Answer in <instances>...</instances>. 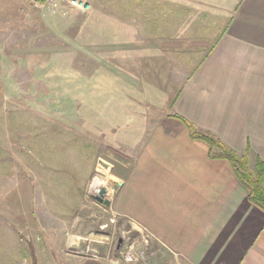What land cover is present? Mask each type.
<instances>
[{
	"label": "crops",
	"instance_id": "0c3cea01",
	"mask_svg": "<svg viewBox=\"0 0 264 264\" xmlns=\"http://www.w3.org/2000/svg\"><path fill=\"white\" fill-rule=\"evenodd\" d=\"M126 5V28L137 41L127 42L142 47L143 68L158 84L167 69L180 81L171 112L150 126L135 158L112 165L106 177L123 182L111 199L114 216L169 252L174 264H264V211L229 162L211 159L208 145L174 116L264 160V0ZM113 35L123 37L122 28ZM50 166L45 174L54 185L62 173ZM23 178L14 171V187L0 189V264H116L100 246L99 257L80 253L86 226L75 215L86 193L79 184L90 177H64L77 201L55 207L35 205Z\"/></svg>",
	"mask_w": 264,
	"mask_h": 264
},
{
	"label": "rangeland",
	"instance_id": "374dc122",
	"mask_svg": "<svg viewBox=\"0 0 264 264\" xmlns=\"http://www.w3.org/2000/svg\"><path fill=\"white\" fill-rule=\"evenodd\" d=\"M84 1L90 10L67 1L51 10L34 0H0V189L14 187L15 171L23 189H33L35 205L74 206L76 190L64 177H90L79 184L86 193L75 215L86 226L80 253L99 257L100 246L108 259L137 255L119 264H174L169 252L93 196L106 187L112 199L116 183L106 178L112 165L133 160L150 126L171 112L180 78L167 69L158 84L155 72L143 68L142 47L127 42L137 41L126 28V0ZM116 28L123 37L113 35ZM49 165L62 173L54 185L45 174Z\"/></svg>",
	"mask_w": 264,
	"mask_h": 264
},
{
	"label": "trees",
	"instance_id": "16d2710c",
	"mask_svg": "<svg viewBox=\"0 0 264 264\" xmlns=\"http://www.w3.org/2000/svg\"><path fill=\"white\" fill-rule=\"evenodd\" d=\"M174 116L185 124L192 139L203 141L208 145L211 159L229 162L235 177L248 190L251 203L264 211V160L259 156L253 158L249 148L245 153L240 154L214 133L196 127L179 115Z\"/></svg>",
	"mask_w": 264,
	"mask_h": 264
},
{
	"label": "built area",
	"instance_id": "2783aa9c",
	"mask_svg": "<svg viewBox=\"0 0 264 264\" xmlns=\"http://www.w3.org/2000/svg\"><path fill=\"white\" fill-rule=\"evenodd\" d=\"M67 1L72 7L80 9L82 11L90 10V5L84 0H34L35 5L41 8L57 10L60 8L63 2ZM96 257V256H95ZM137 259L135 252L130 250L128 252L122 253L119 257L114 259L116 264L119 263H132Z\"/></svg>",
	"mask_w": 264,
	"mask_h": 264
},
{
	"label": "water",
	"instance_id": "95a60500",
	"mask_svg": "<svg viewBox=\"0 0 264 264\" xmlns=\"http://www.w3.org/2000/svg\"><path fill=\"white\" fill-rule=\"evenodd\" d=\"M108 165V164H107ZM123 182H118L114 185L115 189H118V187L122 186ZM108 189L106 187H102L97 195H94L93 198L98 201L100 204L109 206L111 204V200L107 198Z\"/></svg>",
	"mask_w": 264,
	"mask_h": 264
}]
</instances>
